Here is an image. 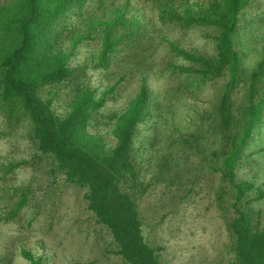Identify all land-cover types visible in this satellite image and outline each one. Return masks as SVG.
Returning <instances> with one entry per match:
<instances>
[{"label":"trees","instance_id":"trees-1","mask_svg":"<svg viewBox=\"0 0 264 264\" xmlns=\"http://www.w3.org/2000/svg\"><path fill=\"white\" fill-rule=\"evenodd\" d=\"M248 2L0 0V139L12 141V151L0 155V227L17 232L3 241L0 264L18 254L40 264L15 242L54 214L63 185L83 191L89 218L108 234L104 248L118 264H162L161 245L143 235V213L164 202L179 207L201 193L202 180L211 181L208 196L229 241L227 264H264L260 212L245 205L251 193H262L237 177L264 112V57L246 73L234 46ZM165 27L204 32L212 53L182 46ZM78 47H90L89 55L72 65ZM90 69L104 83L92 84ZM151 78L164 81L169 98L196 93L207 107L197 129L169 135L146 176L133 141L161 102ZM18 171L28 177L19 180Z\"/></svg>","mask_w":264,"mask_h":264},{"label":"rangeland","instance_id":"rangeland-1","mask_svg":"<svg viewBox=\"0 0 264 264\" xmlns=\"http://www.w3.org/2000/svg\"><path fill=\"white\" fill-rule=\"evenodd\" d=\"M162 31L184 47L212 53L211 41L198 29L165 27ZM234 46L240 53L241 68L246 73L252 71L263 59L264 0H249L240 15ZM89 50L90 47H78L72 55L71 64L82 63L88 57ZM89 72L92 84L104 83L99 70L90 69ZM149 83L153 96L156 99L159 97L161 102L138 125L133 141L136 167L141 175L146 176L154 170L156 156L167 151L169 135L197 129L201 121L200 113L207 107L205 96L203 99L195 93L190 98L179 93L177 98H169L164 91V81L151 78ZM123 101L121 99L110 106L120 107ZM53 107L59 114L64 112V105L59 100L54 101ZM10 142L0 139V155L11 150ZM194 157L198 158L196 155ZM193 170L194 173H203L195 166ZM17 177L19 180L26 179L28 173L18 171ZM237 177L253 181L261 191V198L253 199L256 196V192H253L246 198L245 205L252 211L260 212V221L264 225V112L252 139L244 149ZM210 183L203 180L199 182L201 193L193 194L191 200L180 205L178 203L177 208L164 202L143 213V235L148 242L161 245L162 264H227L232 254L223 225L208 196ZM63 186L54 203V214L46 217L45 221L40 217L39 221L32 224L26 236L16 240L15 245L18 249L29 250L35 258L41 257L40 264H118L115 257L104 248L109 239L108 234L100 227H95L89 218L90 212L86 210L82 199L83 191L71 185ZM174 202H178V198ZM172 210L178 211L171 213ZM11 234H17L14 226L0 227L1 254L4 252L2 243ZM11 238L7 243L11 242ZM12 264L30 262L18 254Z\"/></svg>","mask_w":264,"mask_h":264}]
</instances>
